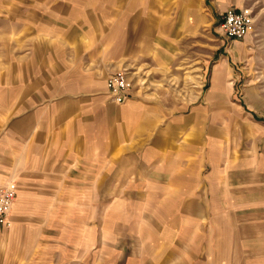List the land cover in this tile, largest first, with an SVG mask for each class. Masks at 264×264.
Listing matches in <instances>:
<instances>
[{"label":"crops","instance_id":"obj_1","mask_svg":"<svg viewBox=\"0 0 264 264\" xmlns=\"http://www.w3.org/2000/svg\"><path fill=\"white\" fill-rule=\"evenodd\" d=\"M173 1L119 0L96 18L91 0L1 3L0 187L18 195L0 264H264V0H211L218 22L235 7L256 20L223 40L254 110L230 145L206 109L227 103L225 60L208 93L205 62L181 63L202 0ZM122 70L133 87L116 104L106 80Z\"/></svg>","mask_w":264,"mask_h":264},{"label":"rangeland","instance_id":"obj_2","mask_svg":"<svg viewBox=\"0 0 264 264\" xmlns=\"http://www.w3.org/2000/svg\"><path fill=\"white\" fill-rule=\"evenodd\" d=\"M3 1L8 0H0V28L4 27L2 17H4L5 12L8 10L7 8L1 7ZM115 1L119 2V0H91V17L96 18L99 14L103 15V10L109 8L105 7V4L106 6H112ZM202 3L204 20L206 22L203 24L202 30H198L195 35L190 37L187 47L188 56L185 57L181 63L184 66L189 65V67H185L184 71V73L187 74L189 73L188 70L192 69L194 64L202 65L201 67H203L202 63L205 62L207 67L206 79H208L205 92L208 93L210 92L209 89L211 84L214 82L213 66H215L219 59L222 58L223 62L225 60L226 64L224 67V75L222 77L225 82H223V89L220 92L222 96L226 98L227 103L220 106L209 104L206 106V109L210 115V124L212 125V128L216 125H219L222 129L226 128L228 144L230 145L232 142L242 141V138L246 137L244 135L249 133L252 126L251 121H253L251 112L254 110L247 102L248 94L246 91L248 83L245 73L241 77L243 79L242 82L235 83L236 76L232 75V71L237 68L234 63L228 61L227 57H223L224 50H228V48H226L227 45H224L223 43L225 37L220 32V20L218 22V17L216 18L212 13L211 0H202ZM43 8V13L50 12L51 8L49 5H43ZM0 31L3 30L0 29ZM216 54L218 56H216ZM5 59L4 45L2 40H0V64H4ZM176 87H180V85L177 84ZM94 259L95 258H91L92 262ZM129 259L130 256L126 253V256H122V258L112 257V260L108 264H130Z\"/></svg>","mask_w":264,"mask_h":264},{"label":"built area","instance_id":"obj_3","mask_svg":"<svg viewBox=\"0 0 264 264\" xmlns=\"http://www.w3.org/2000/svg\"><path fill=\"white\" fill-rule=\"evenodd\" d=\"M220 32L231 41L243 40L255 30L253 12L246 8H231L221 14ZM107 94L114 103L123 104L130 99L133 81L128 71L122 70L106 80ZM17 183L11 181L0 187V233L11 226L10 217L17 198Z\"/></svg>","mask_w":264,"mask_h":264}]
</instances>
